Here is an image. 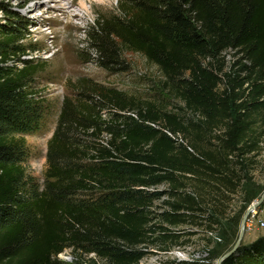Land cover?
Segmentation results:
<instances>
[{"label": "trees", "instance_id": "1", "mask_svg": "<svg viewBox=\"0 0 264 264\" xmlns=\"http://www.w3.org/2000/svg\"><path fill=\"white\" fill-rule=\"evenodd\" d=\"M119 4V15L98 20L92 30L99 64L115 65L117 47L141 54L200 120L185 124L149 101L82 80L76 99H63L47 143L43 190L24 191L25 136L36 131L44 108L29 83L43 68L20 60L26 54L20 29L2 31L0 264H62L58 256L67 249L82 263L94 254L91 264H139L146 252L138 247L155 235L162 242L180 238L152 225L153 202L162 196L156 187L167 184L172 199L161 222L185 225L202 209L197 195L179 192L187 187L183 180L234 189L229 157L257 150L264 134V0ZM227 50L240 56L239 68L223 75L219 92L223 68L214 63ZM15 58L21 67L7 66ZM215 130L222 131L218 145L198 148L201 133ZM179 135L190 136L191 146L177 144ZM88 192L98 198H73ZM221 264H264V237Z\"/></svg>", "mask_w": 264, "mask_h": 264}, {"label": "rangeland", "instance_id": "2", "mask_svg": "<svg viewBox=\"0 0 264 264\" xmlns=\"http://www.w3.org/2000/svg\"><path fill=\"white\" fill-rule=\"evenodd\" d=\"M120 1L86 3L83 5L85 11H81V0L63 1L61 4L64 8L55 0H0V34L11 26L20 29L24 34L22 45L26 49V54L19 56L20 60L32 61L43 68V71L29 83V88L43 101L44 108L36 131L25 136L24 167L27 185L24 191L30 193L33 189L39 192L43 190L47 172V143L56 128L63 99L65 97L76 99L77 86L82 80L149 101L163 112L178 117L185 124L197 123L200 120L199 116L185 109L183 101L164 85V77L158 72L157 67L147 62L141 54L117 47L118 57L115 65L104 68L99 64L91 43L92 30L98 20L119 15ZM67 6H71L72 13L78 17L67 15L65 12ZM19 18L23 19L21 28L17 22ZM70 22L78 28L70 27ZM16 59H11L7 66L21 67ZM239 61V55L227 50L221 54L219 62L214 63L215 70L223 68L219 74L221 78L219 92L225 88L223 75L236 72L239 66L234 64ZM187 77L185 74L183 78ZM104 114L107 112H103V116ZM190 133L196 132L190 129ZM221 133L220 130L203 131L201 140L196 142L197 147L212 149L218 145L217 137L221 136ZM175 138L177 144L191 146L190 136L186 139L182 135ZM229 161L233 169L229 177L234 189L226 186L215 190L201 182L197 183L199 181L183 180L187 187L179 192L197 195L202 209L196 215L198 220H190L185 225L171 227L161 222L160 214L170 210L167 205L172 202L167 196L170 189L167 184L154 189L161 192L162 196L153 202L152 225L157 226V229L161 226L166 230L163 233L176 234L180 238L176 241L162 242L155 235L152 241L138 247L137 250L146 252V256L139 264H218L234 248L241 235L243 216L264 195V134L255 152L242 158L232 155ZM73 198L96 200L98 194L78 193ZM262 237L264 201L248 215L240 246H250ZM91 259H96L94 254L85 256L82 263L75 259L70 249L58 256L62 264H91L88 262Z\"/></svg>", "mask_w": 264, "mask_h": 264}, {"label": "water", "instance_id": "3", "mask_svg": "<svg viewBox=\"0 0 264 264\" xmlns=\"http://www.w3.org/2000/svg\"><path fill=\"white\" fill-rule=\"evenodd\" d=\"M264 201V195L263 197L260 199V201L254 203L248 210L247 212L245 213V215L243 216V219L241 221V235L239 237V240L237 242V244L234 246V248L229 252L227 253L220 261L218 264H221L226 258L230 257L240 246V242H241V239H242V235H243V229H244V225H245V222H246V219L248 217V215L256 208H258V206L261 204V202Z\"/></svg>", "mask_w": 264, "mask_h": 264}, {"label": "bare ground", "instance_id": "4", "mask_svg": "<svg viewBox=\"0 0 264 264\" xmlns=\"http://www.w3.org/2000/svg\"><path fill=\"white\" fill-rule=\"evenodd\" d=\"M55 1H58L60 4L63 2V1H66V0H55ZM95 1H100V2H104V1H108V0H81V5H82V8H81V11H85V8H83V5H85L86 3H89V4H92V3H94ZM62 5V7L61 8H64L63 7V4H61ZM66 6V5H65ZM72 6V5H71ZM71 6H67V8H66V14L67 15H71V16H73V17H78V15L77 14H73L72 13V11H71ZM71 12V13H70ZM85 13V12H84ZM84 18V17H83ZM69 26L70 27H72V28H74V29H77L78 27H76V26H73V24L70 22L69 23Z\"/></svg>", "mask_w": 264, "mask_h": 264}, {"label": "built area", "instance_id": "5", "mask_svg": "<svg viewBox=\"0 0 264 264\" xmlns=\"http://www.w3.org/2000/svg\"><path fill=\"white\" fill-rule=\"evenodd\" d=\"M154 127V126H153ZM168 134V133H167ZM169 136H171L170 134H168ZM195 197V196H194ZM207 256H208V253H207ZM201 263H204V262H201ZM206 263V262H205Z\"/></svg>", "mask_w": 264, "mask_h": 264}]
</instances>
